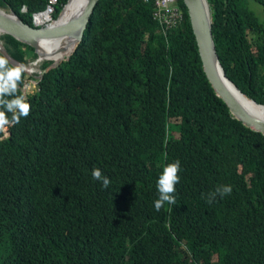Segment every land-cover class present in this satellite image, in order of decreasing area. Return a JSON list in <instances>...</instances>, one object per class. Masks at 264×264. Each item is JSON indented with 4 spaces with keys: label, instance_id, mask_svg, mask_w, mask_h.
<instances>
[{
    "label": "trees",
    "instance_id": "16d2710c",
    "mask_svg": "<svg viewBox=\"0 0 264 264\" xmlns=\"http://www.w3.org/2000/svg\"><path fill=\"white\" fill-rule=\"evenodd\" d=\"M69 1L0 7L46 26ZM176 1L180 24L164 35L154 0H98L73 52L26 97L29 115L0 132V264H264V135L215 94ZM207 1L225 75L264 104V21L249 0ZM0 40L16 61L37 58ZM176 160V204L157 211V180ZM220 185L231 194L208 203Z\"/></svg>",
    "mask_w": 264,
    "mask_h": 264
},
{
    "label": "water",
    "instance_id": "95a60500",
    "mask_svg": "<svg viewBox=\"0 0 264 264\" xmlns=\"http://www.w3.org/2000/svg\"><path fill=\"white\" fill-rule=\"evenodd\" d=\"M182 1L187 9L190 26L195 39L197 53L200 58L202 70L205 76L207 77L209 84L213 88L215 94L225 102L233 118L240 121L245 127L258 131L264 135V117H261L260 114V112H264V104L257 103L254 100L253 101L255 105L252 106V108L244 104H241L242 102L240 101L239 103L234 98V95H231L233 93H231L229 89L225 87L222 83V77H225L227 81L230 82V84L236 87L235 84L229 78L226 77L222 65L219 61V56L211 29V17H210V9H209L208 1L207 0H182ZM97 2L98 0H90L84 15L80 19L76 34V45L82 39L83 32L87 26V23L89 22L90 16ZM42 12H47V10H43L38 13H42ZM2 14L5 13L3 12ZM11 14L17 17V19L14 20L11 17L10 18L4 17L5 21L0 22V27L7 29L6 34L13 36L15 39H17L20 42L32 46L34 48V52L38 56L39 53L37 52L36 49L40 40L44 36L53 33L56 29L52 26L50 27L36 26L34 22V16L37 13L33 15V25L25 23L14 12H12ZM75 47L73 48V50L75 49ZM0 52L8 59L9 63L12 66L19 65L18 64L19 62L13 59L6 52L3 45H0ZM65 59H67V57L61 59L60 61ZM59 62H55V63L52 62L45 69H42L40 74L37 76V80L41 78L43 72L56 66ZM217 65L220 66L222 69V75H223L222 77L217 72ZM23 71L29 73L25 69H23ZM255 109H258L260 112H257Z\"/></svg>",
    "mask_w": 264,
    "mask_h": 264
},
{
    "label": "clouds",
    "instance_id": "9594fccd",
    "mask_svg": "<svg viewBox=\"0 0 264 264\" xmlns=\"http://www.w3.org/2000/svg\"><path fill=\"white\" fill-rule=\"evenodd\" d=\"M23 66H10L6 57L0 56V132L20 123L22 117L26 118L30 113V104L24 95H17L18 82L21 80ZM10 114V115H9ZM180 161L168 163L157 180L158 199L154 201V207L159 211L165 204H176L175 186L180 181ZM92 177L101 181L107 188L110 184L108 177L103 176L99 168L92 170ZM232 192L231 185H220L214 192L208 193V203H212L216 196L223 198Z\"/></svg>",
    "mask_w": 264,
    "mask_h": 264
},
{
    "label": "bare ground",
    "instance_id": "6f19581e",
    "mask_svg": "<svg viewBox=\"0 0 264 264\" xmlns=\"http://www.w3.org/2000/svg\"><path fill=\"white\" fill-rule=\"evenodd\" d=\"M90 0H70L65 7L59 13L57 19L53 21L50 25H46L45 27H54L56 30L53 33H50L44 36L38 46L37 52L39 55L36 58V61L32 64H24L18 63L20 66H23V69L26 68L29 73H34L38 71L37 63L42 62L44 60H49L51 63L59 62L61 59L68 57L73 48L76 45V34L77 28L80 22L81 17L84 15ZM5 14H2V13ZM12 12L8 9L0 7V22H4V17H11L14 20L17 17L11 14ZM9 14V15H8ZM183 15V14H182ZM36 24V23H35ZM55 24V25H54ZM180 24V23H179ZM37 26V24H36ZM5 28L0 27V35L6 33ZM170 30V29H169ZM85 32V30H84ZM84 36V34H83ZM55 37V38H54ZM54 38V39H52ZM83 38V37H82ZM51 43L48 47H46L45 42L47 40H51ZM0 45L2 42L0 41ZM44 51L45 53H43ZM47 51V52H46ZM69 54V55H68ZM28 63V62H27ZM217 72L222 77V69L217 65ZM225 76V75H224ZM227 77V76H226ZM228 78V77H227ZM222 83L225 87L229 89V91L234 95V98L241 104L249 106L252 108L254 106V101L248 97H246L240 90H238L234 85L230 84L225 77H222ZM241 92V93H240ZM257 112H260L258 109H255ZM261 117H264V112H260Z\"/></svg>",
    "mask_w": 264,
    "mask_h": 264
},
{
    "label": "built area",
    "instance_id": "2783aa9c",
    "mask_svg": "<svg viewBox=\"0 0 264 264\" xmlns=\"http://www.w3.org/2000/svg\"><path fill=\"white\" fill-rule=\"evenodd\" d=\"M56 0H48L45 8L47 12L52 11ZM153 17L159 22L164 35L167 31L176 26L182 18L181 9L176 0H154ZM24 85L22 87L23 92Z\"/></svg>",
    "mask_w": 264,
    "mask_h": 264
},
{
    "label": "rangeland",
    "instance_id": "374dc122",
    "mask_svg": "<svg viewBox=\"0 0 264 264\" xmlns=\"http://www.w3.org/2000/svg\"><path fill=\"white\" fill-rule=\"evenodd\" d=\"M249 7L256 13V15L259 17L260 20L264 21V13L262 11V8L261 6L256 3L255 1L253 0H249V3H248ZM65 7V6H64ZM6 9V8H5ZM61 13V12H60ZM49 17L51 18V15H49ZM55 25V24H54ZM1 36V35H0ZM55 38V37H54ZM52 38V39H54ZM51 40H47V42H45V45L46 47H48L51 43ZM1 41V40H0ZM2 42V41H1ZM43 53H45L44 51H42ZM47 52V51H46ZM69 55V54H68ZM187 55H193V52L191 50L187 51ZM28 61V63H24V64H32L36 61V59L34 60H30L29 58H26ZM19 62V61H18ZM43 62V61H42ZM42 62H39L37 63V68H38V71L37 72H34V73H27L30 75V79H28L25 84H24V88H23V92H22V95H24L25 97H27L28 95H30L31 93H33L35 90H36V83H37V76L40 74V72L42 71V68H41V63ZM51 62V61H50ZM21 63V62H19ZM22 64V63H21ZM26 71L27 69L24 68Z\"/></svg>",
    "mask_w": 264,
    "mask_h": 264
}]
</instances>
